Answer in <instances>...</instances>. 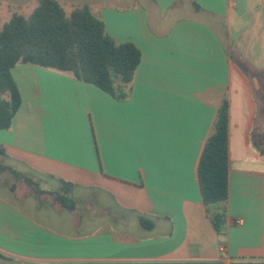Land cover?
<instances>
[{"label": "crops", "instance_id": "obj_1", "mask_svg": "<svg viewBox=\"0 0 264 264\" xmlns=\"http://www.w3.org/2000/svg\"><path fill=\"white\" fill-rule=\"evenodd\" d=\"M83 4L139 50L130 95L11 70L21 105L0 130V174L16 179L0 182V264H264V0H71ZM225 98L219 235L197 167Z\"/></svg>", "mask_w": 264, "mask_h": 264}, {"label": "trees", "instance_id": "obj_2", "mask_svg": "<svg viewBox=\"0 0 264 264\" xmlns=\"http://www.w3.org/2000/svg\"><path fill=\"white\" fill-rule=\"evenodd\" d=\"M192 4L199 9L194 1ZM139 61L137 47L116 42L88 5H72L67 14L58 0H37L29 16L13 14L8 22L0 23V130L10 129L21 105L11 73L18 64L68 73L123 101L130 95ZM1 169L18 175L10 168ZM228 169V102L225 98L197 167L206 215L219 235L225 234ZM142 224L147 228L151 226L144 220Z\"/></svg>", "mask_w": 264, "mask_h": 264}, {"label": "rangeland", "instance_id": "obj_3", "mask_svg": "<svg viewBox=\"0 0 264 264\" xmlns=\"http://www.w3.org/2000/svg\"><path fill=\"white\" fill-rule=\"evenodd\" d=\"M59 1L62 4L65 12L67 14H69L70 11L72 10L71 0H59ZM36 6H37V0H0V23H1V25L8 22L10 17L13 14L29 16L33 12V10L36 8ZM3 164H5V163H3ZM6 165L15 166L17 171H19V172L20 171L22 172V170H24V172H27V170L18 163H14V162L10 163L9 162ZM2 173L3 174H0V182H2V181H4V182L14 181L15 182L16 179L14 180V177H12L11 174H9L8 172H2ZM27 173H29L31 175L30 172H27ZM25 175H27V174H25ZM33 178H34V182H37L38 178L37 177H33ZM26 184L27 183L25 181L21 186L22 187L26 186ZM18 186H20V184H18Z\"/></svg>", "mask_w": 264, "mask_h": 264}, {"label": "built area", "instance_id": "obj_4", "mask_svg": "<svg viewBox=\"0 0 264 264\" xmlns=\"http://www.w3.org/2000/svg\"><path fill=\"white\" fill-rule=\"evenodd\" d=\"M236 225H242L243 224V220L242 219H239L235 222Z\"/></svg>", "mask_w": 264, "mask_h": 264}]
</instances>
